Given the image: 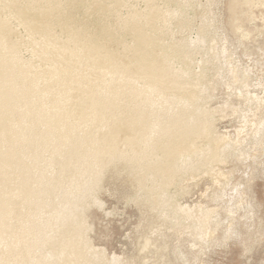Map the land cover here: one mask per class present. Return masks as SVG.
<instances>
[{
  "label": "bare ground",
  "instance_id": "obj_1",
  "mask_svg": "<svg viewBox=\"0 0 264 264\" xmlns=\"http://www.w3.org/2000/svg\"><path fill=\"white\" fill-rule=\"evenodd\" d=\"M131 1L93 0L116 14L98 35L74 25L70 0H0V264H92L82 212L102 172L124 161L162 198L194 154L185 142L208 135L210 119L174 67L177 45L155 38L176 12Z\"/></svg>",
  "mask_w": 264,
  "mask_h": 264
},
{
  "label": "rangeland",
  "instance_id": "obj_2",
  "mask_svg": "<svg viewBox=\"0 0 264 264\" xmlns=\"http://www.w3.org/2000/svg\"><path fill=\"white\" fill-rule=\"evenodd\" d=\"M91 3L70 0L69 16L100 35L108 25L102 18L115 25L116 14ZM129 4L146 7L144 0ZM161 4L177 17L165 22L156 41L177 45L174 67L187 74L198 115L210 119L208 135L185 142L195 161L181 166L162 198L153 195L152 183L142 188V173L124 161L108 166L82 212L81 246L92 264H264V0ZM131 36L121 38L131 45ZM106 43L118 50L114 41ZM80 261L72 263L86 264Z\"/></svg>",
  "mask_w": 264,
  "mask_h": 264
}]
</instances>
